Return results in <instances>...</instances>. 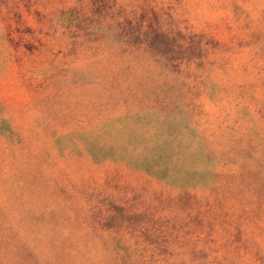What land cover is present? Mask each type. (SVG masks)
Returning a JSON list of instances; mask_svg holds the SVG:
<instances>
[{
    "label": "rangeland",
    "instance_id": "374dc122",
    "mask_svg": "<svg viewBox=\"0 0 264 264\" xmlns=\"http://www.w3.org/2000/svg\"><path fill=\"white\" fill-rule=\"evenodd\" d=\"M0 264H264V0H0Z\"/></svg>",
    "mask_w": 264,
    "mask_h": 264
}]
</instances>
